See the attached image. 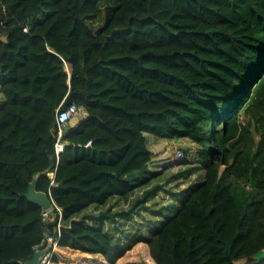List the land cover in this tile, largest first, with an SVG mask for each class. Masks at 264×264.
<instances>
[{"label":"trees","instance_id":"1","mask_svg":"<svg viewBox=\"0 0 264 264\" xmlns=\"http://www.w3.org/2000/svg\"><path fill=\"white\" fill-rule=\"evenodd\" d=\"M0 93V264L31 261L48 237L116 264L105 224L162 187L97 223L79 216L151 181L148 134L194 141L204 171L172 217L136 237L151 263L236 264L264 250V0H0ZM73 104L87 117L57 154V111ZM36 175L47 216L26 198Z\"/></svg>","mask_w":264,"mask_h":264},{"label":"rangeland","instance_id":"2","mask_svg":"<svg viewBox=\"0 0 264 264\" xmlns=\"http://www.w3.org/2000/svg\"><path fill=\"white\" fill-rule=\"evenodd\" d=\"M47 14L45 11L34 18L33 21L42 20ZM2 103L3 97L0 93V106ZM76 121V119H73L72 123ZM147 137L148 147L153 153L150 171L155 174L151 181L142 187H138L128 200L115 198L106 206L98 209L92 207L79 216V219L86 217L90 224L97 223L99 222L100 211H106L108 208H113L114 212L129 211L132 209L134 202L142 199L144 192L156 186L162 187L144 205L139 206V210L132 218L119 220L113 223L112 226L108 223L105 224L110 232L113 231L117 235L116 250L123 253L116 264H152L147 245L144 241L135 244L136 237L140 234L141 239L148 238L152 230L154 232L158 230L166 219L172 217L179 208V201L184 193L202 180L204 174L202 169H196L200 167L198 159L202 148L194 141L190 139H159L150 134ZM178 151L186 152L185 157L182 159L177 158L176 153ZM47 239L49 241V237ZM53 252L57 261H52L51 264H110L100 255L83 254L56 247ZM236 264H256V262H252L251 259H244Z\"/></svg>","mask_w":264,"mask_h":264},{"label":"built area","instance_id":"3","mask_svg":"<svg viewBox=\"0 0 264 264\" xmlns=\"http://www.w3.org/2000/svg\"><path fill=\"white\" fill-rule=\"evenodd\" d=\"M87 117V112L83 107H79L75 104L68 106L67 108L61 110L59 109L57 111L56 116V123L58 126V137H57V143H56V151L57 154L63 151L64 149V143L62 142V138L65 134V126L70 124V122L73 119L81 120ZM87 146H91V143H89ZM177 158H184L185 152L184 151H178L176 153ZM53 176V174H51ZM44 215L47 216V212L44 211ZM49 242L52 243V249L43 257L41 264H51L53 255H54V249L58 244L57 240L51 239L49 237Z\"/></svg>","mask_w":264,"mask_h":264},{"label":"water","instance_id":"4","mask_svg":"<svg viewBox=\"0 0 264 264\" xmlns=\"http://www.w3.org/2000/svg\"><path fill=\"white\" fill-rule=\"evenodd\" d=\"M73 127L68 124L65 126V133L71 130ZM39 175H36L33 181L30 183L28 192L26 194V198L29 202L39 205L43 211H50L54 202L48 197V195L44 192L37 191L36 185ZM52 244L46 239L42 245H40L37 251L34 254V257L31 261L26 262L25 264H41L43 257L52 249ZM264 258V250L255 254L251 259L252 262H258Z\"/></svg>","mask_w":264,"mask_h":264},{"label":"crops","instance_id":"5","mask_svg":"<svg viewBox=\"0 0 264 264\" xmlns=\"http://www.w3.org/2000/svg\"><path fill=\"white\" fill-rule=\"evenodd\" d=\"M77 120V119H76ZM79 120H77L75 123H72V121L70 122V125L72 126V127H74V126H76V125H78L79 124ZM148 138V137H147Z\"/></svg>","mask_w":264,"mask_h":264}]
</instances>
